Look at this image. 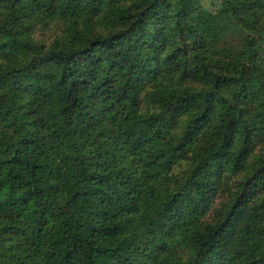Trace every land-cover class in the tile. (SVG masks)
Here are the masks:
<instances>
[{
  "label": "trees",
  "instance_id": "obj_1",
  "mask_svg": "<svg viewBox=\"0 0 264 264\" xmlns=\"http://www.w3.org/2000/svg\"><path fill=\"white\" fill-rule=\"evenodd\" d=\"M260 38L264 0H0V264H264Z\"/></svg>",
  "mask_w": 264,
  "mask_h": 264
},
{
  "label": "rangeland",
  "instance_id": "obj_2",
  "mask_svg": "<svg viewBox=\"0 0 264 264\" xmlns=\"http://www.w3.org/2000/svg\"><path fill=\"white\" fill-rule=\"evenodd\" d=\"M210 1V0H209ZM207 0V3L209 2ZM210 7V6H209ZM214 13L217 15V21L213 26V33L219 39L220 44L225 48L236 51L240 44L241 38L243 36V31L237 25L234 19L229 18L221 10L218 1L213 2ZM62 28V21L60 19L54 20L50 26L46 29H41L36 27L33 31V39L36 42L48 43L56 34H59ZM260 45L262 50V56L264 57V38H260ZM147 101L142 97V110L149 109ZM261 114L250 109L248 120L251 123H255L259 120ZM189 168V161L182 160L176 163L172 168V178L180 180ZM179 253L183 259L187 258V251L185 249H179Z\"/></svg>",
  "mask_w": 264,
  "mask_h": 264
}]
</instances>
